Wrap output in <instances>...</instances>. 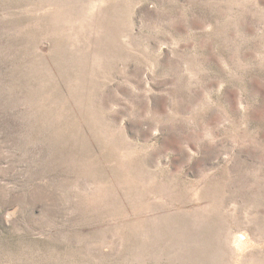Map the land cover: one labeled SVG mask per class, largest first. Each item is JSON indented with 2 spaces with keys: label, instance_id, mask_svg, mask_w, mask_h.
<instances>
[{
  "label": "rangeland",
  "instance_id": "rangeland-1",
  "mask_svg": "<svg viewBox=\"0 0 264 264\" xmlns=\"http://www.w3.org/2000/svg\"><path fill=\"white\" fill-rule=\"evenodd\" d=\"M0 264H264V0H0Z\"/></svg>",
  "mask_w": 264,
  "mask_h": 264
}]
</instances>
